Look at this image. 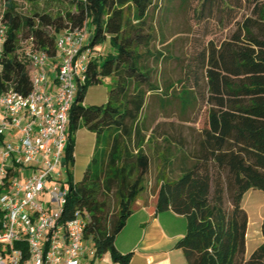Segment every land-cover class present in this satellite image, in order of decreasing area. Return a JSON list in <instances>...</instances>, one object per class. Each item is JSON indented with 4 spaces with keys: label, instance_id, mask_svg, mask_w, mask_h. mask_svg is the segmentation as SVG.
Here are the masks:
<instances>
[{
    "label": "trees",
    "instance_id": "16d2710c",
    "mask_svg": "<svg viewBox=\"0 0 264 264\" xmlns=\"http://www.w3.org/2000/svg\"><path fill=\"white\" fill-rule=\"evenodd\" d=\"M198 1L203 10L209 2ZM160 2L72 0L57 14L24 16L7 0L0 16V94L13 90L29 95L30 62L21 59L22 51L38 50L54 58L57 38L66 30L86 26L92 47L110 44L112 51L90 64L70 111L68 167L75 161L80 129L95 134L96 142L82 180L74 182L68 171L66 212L80 210L89 216L85 239L94 260L109 254L112 264H131L132 254L121 253L115 243L147 190L151 159L146 146L155 131L142 119L147 98L162 93V105L174 98L186 109L200 99L195 91L201 74L206 121L194 149L165 139L169 144L158 155L154 211L171 210L186 218L177 248L187 264H264V220L263 241L247 257L249 216L244 208L250 190L264 192V0H251L250 15L236 23L233 33L207 44L195 59L193 90L180 92L159 77L164 55L154 42L165 33L157 30L150 11ZM105 79L110 80L107 102L84 105L89 87Z\"/></svg>",
    "mask_w": 264,
    "mask_h": 264
},
{
    "label": "built area",
    "instance_id": "2783aa9c",
    "mask_svg": "<svg viewBox=\"0 0 264 264\" xmlns=\"http://www.w3.org/2000/svg\"><path fill=\"white\" fill-rule=\"evenodd\" d=\"M90 37L86 26L66 30L54 58L27 49L32 92L0 94V264H86L89 216L66 212L71 185L56 177L68 172V123L78 86L103 56Z\"/></svg>",
    "mask_w": 264,
    "mask_h": 264
},
{
    "label": "rangeland",
    "instance_id": "374dc122",
    "mask_svg": "<svg viewBox=\"0 0 264 264\" xmlns=\"http://www.w3.org/2000/svg\"><path fill=\"white\" fill-rule=\"evenodd\" d=\"M17 11L24 16H32L35 12L57 14L69 7L72 0H13ZM251 0H209L202 9V1L198 0H161L157 9H152L150 15L153 18L158 31H164L165 37L157 36L154 42L155 50L163 53L164 60L159 67L160 79L167 84L175 85V92L184 88L193 90L195 71L197 64L195 59L205 51L211 40L220 42L229 37L236 29V23L241 22L244 17L251 13ZM7 0H0V16L2 15ZM101 53L107 55L112 51L110 44L98 45ZM26 48V47H24ZM22 48V49H24ZM25 52L21 53V59H25ZM200 87L196 89L200 95L199 101L186 109L181 106L178 99L167 98L166 104L162 105L161 99L165 98L162 93L151 94L147 98L146 107L142 119L155 129L154 137L149 139L146 152L151 159V168L148 174L147 190L140 199L146 202L154 200V189L160 172L159 153L168 146V138L174 146L184 144L187 150L194 149L200 137L206 121L207 106L202 98L206 91L205 81L200 74ZM110 80L105 79L101 84L90 86L85 103L88 105L105 104L108 100ZM151 134L148 132L147 136ZM76 150L74 164L70 163L68 171L71 172L74 182L82 180L84 171L91 161V155L95 148L96 137L85 128L76 134ZM182 143H178V140ZM157 148L159 151L157 152ZM62 176L56 179L65 182L69 187V175L67 170L62 169ZM171 173V172H170ZM251 196V195H249ZM245 197L246 209L251 215L250 239L248 241L249 252L258 245L257 237L260 235V225L256 222L255 203H250V197ZM255 197V195H254ZM46 202L50 201L49 196ZM116 211V201H112ZM187 227V226H186ZM131 225L126 232L120 233L116 244L130 243L138 233ZM88 258L86 264H111L109 261L94 260L90 255L91 244L87 246Z\"/></svg>",
    "mask_w": 264,
    "mask_h": 264
},
{
    "label": "crops",
    "instance_id": "0c3cea01",
    "mask_svg": "<svg viewBox=\"0 0 264 264\" xmlns=\"http://www.w3.org/2000/svg\"><path fill=\"white\" fill-rule=\"evenodd\" d=\"M84 105L90 106L85 101ZM246 196L250 197V203H255V207H253L255 219L260 225V235L256 238L258 245L253 249L254 251L263 241L261 225L264 220V192L252 189ZM246 203L247 200L245 202L244 198V208L249 216L246 236V256L248 257L253 252L248 253L252 217L246 209ZM131 225L138 231L134 239L130 243L126 242L121 245L115 243L121 253L132 254L131 264H187L183 251L177 248L178 241L185 235L187 229V221L184 216L177 215L171 210L155 214L153 200L146 202L139 199L135 211L127 221L122 233L126 232ZM103 259L112 264L109 254L105 255Z\"/></svg>",
    "mask_w": 264,
    "mask_h": 264
}]
</instances>
